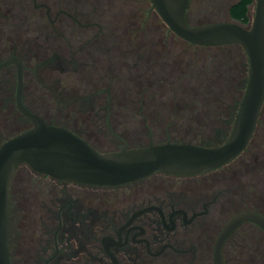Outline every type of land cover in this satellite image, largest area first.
Returning a JSON list of instances; mask_svg holds the SVG:
<instances>
[{"label":"flooded vegetation","instance_id":"obj_1","mask_svg":"<svg viewBox=\"0 0 264 264\" xmlns=\"http://www.w3.org/2000/svg\"><path fill=\"white\" fill-rule=\"evenodd\" d=\"M118 1H121V5H118ZM143 1L144 9H141L142 6L137 7L141 0H31L33 9L40 10L41 16L54 28L58 44L68 46L66 54L69 61L79 60V64L85 66L90 64L91 67L97 68L94 71L100 76L108 73L103 68L105 65L101 55L108 52L110 38L107 36L110 33L127 34L130 41L136 38H132L133 35L136 36L143 27H146V21L148 24L150 22V25L156 22L158 14L150 0ZM110 7H120L119 11L126 13V18L115 25H110L107 19ZM135 23L137 26H134ZM164 25L168 32L175 35L165 23ZM75 27L82 28L81 34L88 33L89 36H70L64 39L62 35L65 33L62 32L68 29V34L72 35V29ZM119 37L123 39V36ZM174 37L187 45H193L177 35ZM226 45L240 46L238 44L218 46ZM0 48L4 51L9 50L8 54L0 53V62L12 56L18 57L21 61L22 104L26 108L40 107L37 100H34L36 99L34 95H29L30 99H26L25 88L30 78L28 72L34 75L32 63L11 51V43L9 46L6 42ZM63 50L65 53V49ZM16 70L15 63L0 68V82L5 80V84L10 85L9 92L5 93L4 97L0 94V100L4 98L3 104L17 110ZM188 71L186 68L185 73H189ZM86 102L90 105L88 107L103 110L102 116L93 118L94 124L101 126L98 128L114 137L118 144L114 149H99L85 137L95 149L115 151L125 147L158 144L152 141L150 134L146 145H129L127 140L114 132L113 121L120 117H113L110 110L112 106H109L111 102H107V105L97 104L91 98ZM239 102L240 100L237 103L214 102L211 107L201 100L187 101L178 102L181 107L178 105L176 109H181L180 113L189 110L192 119L199 114L207 122L215 118L219 124L227 125L219 126L226 133V136L217 142L219 144L226 139L231 130ZM40 103L42 104L41 101ZM131 103L125 104L122 108H128L127 105ZM138 107L136 113L145 120L141 112V102H138ZM200 123L196 122L197 125ZM263 125L264 122L258 129ZM254 130L248 143L236 157L250 145L256 135ZM167 141L192 143L175 140L173 137L165 142ZM24 167L29 168L35 175L42 176L41 180L44 178L47 180L28 182L26 174L29 172L19 171V167L12 177L8 196L9 264H213L212 249L215 239L233 215L243 211H255L264 216L261 211L254 208L242 207L236 211L237 199L223 197L225 193L227 194V189L223 190V187L213 189L215 180L198 181L188 178L210 171L191 175L155 171L133 181L103 185L58 179L37 172L29 165ZM231 210H234L232 214L226 218L221 217ZM243 227L249 231L255 230L254 232L259 234V239L254 240V247L257 250L253 248V243L249 250L252 251L253 248L255 251H264V232L251 222H243L223 244L225 264H229L235 258L237 244L244 241V237L240 238L238 243L234 240V235Z\"/></svg>","mask_w":264,"mask_h":264},{"label":"rangeland","instance_id":"obj_2","mask_svg":"<svg viewBox=\"0 0 264 264\" xmlns=\"http://www.w3.org/2000/svg\"><path fill=\"white\" fill-rule=\"evenodd\" d=\"M234 1L236 0H191L189 22L196 25L236 21L228 13V7ZM119 4L121 5V1H118ZM142 4H145L143 0L137 7ZM142 8L144 9L143 6ZM119 9L120 7L109 8L107 19L110 25L126 18V13L120 12ZM253 13L254 4L249 7V22L246 26L251 24ZM134 26H137V23ZM80 30L82 28L75 27L72 29V35H69V30L65 29L62 36L64 39L70 36H89L88 33L81 34ZM55 36L58 37L54 28L41 16L40 10L33 9L31 0H0V47L6 42L9 46L11 43V51L32 63L34 75L28 72L30 78H27L25 88L26 99L29 100V95H34V100H37L40 107L31 109L38 111L45 119L65 122L91 140L99 149H114L118 145L116 139L99 129L101 126L94 124L93 118L102 116L103 110L88 107L86 101L91 98L97 104L107 105V102H111L109 106H112L110 110L113 117H120L113 121L114 132L127 140L129 145H146L150 134L155 143H162L173 137L175 140H201L200 142L209 144L213 138L220 141L226 136L217 119L212 118L207 122L199 114L192 119L189 110L180 113L181 109L176 107H181L178 102L200 100L213 107L212 103L221 102L216 96L219 92L225 96L231 93L232 87L227 83L220 88L216 80V70L218 68L221 75L224 73L226 77L233 75L232 59L235 48L187 45L168 32L157 15L154 24L150 25V22L148 24L146 21V27L136 36L133 35L132 38H136L130 41L127 34L106 35L110 38V43L108 52H104L101 58L105 65L103 68L108 73L100 76L94 71L97 68L91 67L90 64L85 66L79 64V60L69 61L66 54L68 46L63 43L60 46ZM119 36H123V39ZM8 51L0 48L2 55L8 54ZM225 56L230 57L227 60ZM186 68L189 73H185ZM236 73L235 81L240 77L238 69ZM9 86L5 84V80L0 82V94L3 97L9 92ZM231 96L228 94L225 100L230 102ZM4 100H0V144L30 126V122L15 108L3 104ZM138 102L142 103L141 112L145 120L136 113ZM128 103H131L127 105L128 108H122ZM133 105L136 107L131 108ZM196 122L201 123L197 125ZM24 165L27 164H20L19 171L29 172L26 174L28 182L47 180H41L42 176L35 175ZM188 178L198 181L215 180L213 189L223 187V190L227 189V194L223 197L237 199L236 211L245 207L258 209L264 214V125L258 129L246 150L234 160L218 170ZM233 212L234 210H231L221 217L226 218ZM254 231L243 227L234 235L237 243L244 237L245 244H237L235 258L229 264H246V257L253 253L249 250L252 243L253 248L257 250L254 240L259 239V234ZM263 262L264 256H260L254 258L252 263Z\"/></svg>","mask_w":264,"mask_h":264},{"label":"water","instance_id":"obj_3","mask_svg":"<svg viewBox=\"0 0 264 264\" xmlns=\"http://www.w3.org/2000/svg\"><path fill=\"white\" fill-rule=\"evenodd\" d=\"M170 31L193 45H240L247 57V77L231 130L217 145L163 142L142 147L99 151L66 126L47 123L28 110L21 101L22 64L12 56L0 68L15 63V101L18 112L30 126L0 144V264H9L8 196L16 169L25 163L37 172L68 181L115 185L145 177L155 171L191 175L214 170L234 159L252 136L264 102V0H254L249 26L236 21H216L192 25L186 18L190 0H150ZM243 222H251L264 232V216L255 211L233 215L218 233L213 264H225L222 248L227 238Z\"/></svg>","mask_w":264,"mask_h":264},{"label":"trees","instance_id":"obj_4","mask_svg":"<svg viewBox=\"0 0 264 264\" xmlns=\"http://www.w3.org/2000/svg\"><path fill=\"white\" fill-rule=\"evenodd\" d=\"M254 3V0H236L234 1L229 7H228V13L230 15L231 18H233L234 20H236L238 23L245 25L249 22V17H248V11H249V7L250 5H252ZM189 7H190V2H189V6L187 9V13H186V18L189 24H191L189 22L188 19V12H189ZM207 23V22H206ZM218 48H222V49H228V48H235V52H234V58L232 60H234V62L232 63V65H234V70H233V75L226 77V75L223 73V75H221V71H218V68L216 70L217 72V76H216V80H218V84H220V88H222L224 83H227V85L229 87H232V91L231 93V100L230 102H234L237 103L243 93L244 90V86L246 83V75H247V60H246V56L242 50V48L240 46H236V45H226V46H217ZM203 48H207V47H203ZM230 57V56H229ZM228 56H225V59H229ZM223 68V67H222ZM229 69V68H228ZM238 69V73H239V78L237 81H235L236 78V71ZM222 78V79H221ZM222 80V81H221ZM218 93V92H217ZM233 93V94H232ZM226 94V96L228 95ZM217 98L219 99V101L223 102V101H227L225 99L226 96L224 95V93L219 92L218 95H216ZM28 110L38 114L40 117H42L46 122L48 123H52L55 125H61V126H66L68 127L70 130H72L73 132H75L76 134H78L79 136H81L82 138H84L86 141H88L85 136H83L80 132L76 131L73 127H71L70 125L66 124L65 122L62 123H58L53 121L52 119H45V117H43L42 114H40L38 111H35L31 108H27ZM264 122V102L263 105L261 107L260 113H259V120L257 122V126L255 128V132L258 131V127H260L262 125V123ZM227 125H221L220 127H225ZM226 134V133H225ZM215 138H213L212 142H210L209 144H206L204 142H200L201 140L196 141H190L194 144H198V145H203V146H212L215 144H218V140H214ZM212 144V145H211ZM251 251V250H250ZM252 252L249 256L246 257L245 261L246 264H253V260L254 258L257 259L260 256H264V252L262 251H255L252 249ZM248 255V254H247Z\"/></svg>","mask_w":264,"mask_h":264}]
</instances>
